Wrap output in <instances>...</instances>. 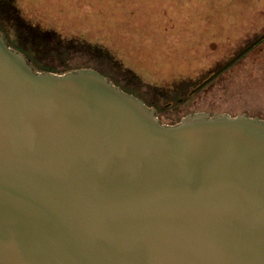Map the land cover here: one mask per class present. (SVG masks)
Instances as JSON below:
<instances>
[{
	"label": "water",
	"instance_id": "obj_1",
	"mask_svg": "<svg viewBox=\"0 0 264 264\" xmlns=\"http://www.w3.org/2000/svg\"><path fill=\"white\" fill-rule=\"evenodd\" d=\"M0 264H264V119L165 123L95 68L37 69L0 31Z\"/></svg>",
	"mask_w": 264,
	"mask_h": 264
},
{
	"label": "rangeland",
	"instance_id": "obj_2",
	"mask_svg": "<svg viewBox=\"0 0 264 264\" xmlns=\"http://www.w3.org/2000/svg\"><path fill=\"white\" fill-rule=\"evenodd\" d=\"M9 2L19 6L25 22L51 29L64 44H80L51 53L48 63L90 66L128 82L137 94L160 103V118L166 123L198 110L264 119V41L184 104L192 86L264 30V0ZM225 34L230 35L221 38ZM243 34L250 35L247 41L236 39ZM180 96L184 100L176 109Z\"/></svg>",
	"mask_w": 264,
	"mask_h": 264
},
{
	"label": "trees",
	"instance_id": "obj_3",
	"mask_svg": "<svg viewBox=\"0 0 264 264\" xmlns=\"http://www.w3.org/2000/svg\"><path fill=\"white\" fill-rule=\"evenodd\" d=\"M0 29H2L6 35L12 36V42L19 46L25 53H27L30 61L34 66L40 70L65 72L74 66L66 65L63 68H59L56 65H51L47 62L48 55L51 53L61 52L60 47L65 45L63 40L51 41L47 37L52 36L55 38L52 30H41L38 27L32 25L19 26L12 22L13 16V4H10L9 0H0ZM66 44L67 41H65Z\"/></svg>",
	"mask_w": 264,
	"mask_h": 264
},
{
	"label": "flooded vegetation",
	"instance_id": "obj_4",
	"mask_svg": "<svg viewBox=\"0 0 264 264\" xmlns=\"http://www.w3.org/2000/svg\"><path fill=\"white\" fill-rule=\"evenodd\" d=\"M3 1V3H4V0H2ZM0 5H2V4H0ZM12 14V16H13V18H12V22L14 23V24H16V25H19V26H24L25 27V25H28V23H29V25H32V26H35V27H38L39 28V25H38V23H34L32 20H29V22H25V16L22 14V12H21V9L19 8V6L18 5H16V4H13V11L11 12ZM240 27H241V25H240ZM39 29H41V28H39ZM41 30H51V29H48V28H46V29H41ZM0 31H1V33L4 35V37L6 38V40L8 41V43L10 44V46H12V47H15V48H17V49H19L20 51H22L25 55H26V57L28 58V60L30 61V59H29V57H28V55H27V53H25L19 46H17L15 43H13L12 42V36L10 35L9 37L6 35V33L2 30V29H0ZM264 33V30L262 31V32H259V33H255V36L253 35L252 37H251V39H249V37H250V35L248 34H243L241 37H237L236 39H240V40H245V41H247L248 39L250 40V43L251 42H253L255 39H257L260 35H262ZM228 35H230V34H225V35H222L221 36V38L222 37H224V36H228ZM233 36V35H232ZM234 37H236V36H234ZM49 40H51L52 42L53 41H55L56 40V38H52V36H48L47 37ZM261 41H264V37L258 42V43H260ZM67 43L68 44H65V45H63V46H67V49H61L60 51H69L71 48H74V47H77V46H80V44H75V43H73L72 41H67ZM258 43H256L253 47H255ZM253 47H251V48H253ZM250 48V49H251ZM243 49V48H242ZM241 49V50H242ZM249 49V50H250ZM239 52V51H238ZM237 52V53H238ZM247 52V51H246ZM236 53V54H237ZM235 54V55H236ZM234 56V55H233ZM232 56V57H233ZM231 57V58H232ZM242 57V55L238 58V59H236L235 61H233L230 65H228L226 68H224L221 72H219L215 77H213L211 80H209L207 83H205L201 88H203L204 86H206L207 84H209L211 81H213L214 79H216L218 76H220L224 71H226L227 69H229L234 63H236L240 58ZM231 58H229V59H231ZM228 59V60H229ZM228 60H226L225 62H223V63H221L218 67H216L214 70H212L208 75H206L204 78H202L198 83H200V82H202L206 77H208L210 74H212L216 69H218L219 67H221L224 63H226ZM32 64H33V62L32 61H30ZM34 65V64H33ZM35 67V66H34ZM77 67H90V66H77ZM77 67H75V68H77ZM92 68H94V67H92ZM73 69V68H72ZM96 69V68H95ZM98 70V69H97ZM100 71V70H99ZM100 72H102V71H100ZM103 74H105L106 76H108L115 84H117V85H119L122 89H124V90H126V91H128V92H130V93H133L134 95H136V96H138V97H140V98H142L148 105H150V106H154L155 108H156V111H157V114H158V117L160 118V110H159V105H160V103L159 102H157V101H150V100H148L145 96H141V95H139V94H137V92L136 91H134V90H132V89H130V88H128V82H126V81H120V80H118V78H116V77H114V76H110V75H107L106 73H104V72H102ZM128 81V80H127ZM130 82V81H129ZM198 83H196L194 86H196ZM123 84L127 87V89L126 88H124L123 87ZM194 86H192L191 87V89L194 87ZM200 88V89H201ZM190 89V90H191ZM200 89H198V90H200ZM190 90H189V95H190V97H189V99L187 100V101H185L184 102V104H188L189 102H192L193 100H194V98H195V93L198 91H196V92H194L193 94H191L190 93ZM177 100H178V104H176L175 106H174V108H176V109H178L179 108V106L181 105V103L183 102V100H184V98L183 97H177L176 98ZM190 100V101H189ZM171 102H173L172 100L171 101H168V102H166L165 104H170ZM198 111H206V110H198ZM198 111H194V112H191V113H195V112H198ZM209 112V111H208ZM214 112H218V111H214ZM214 112H210V113H214ZM187 114H189V113H187ZM187 114H185V115H187ZM185 115H183V116H185ZM182 116V117H183ZM181 117V118H182ZM180 118V119H181ZM161 119V118H160ZM179 119V120H180ZM161 121H163L162 119H161ZM178 121V120H177ZM177 121H174V122H177ZM164 122V121H163ZM174 122H172V123H174ZM166 123V122H165Z\"/></svg>",
	"mask_w": 264,
	"mask_h": 264
}]
</instances>
